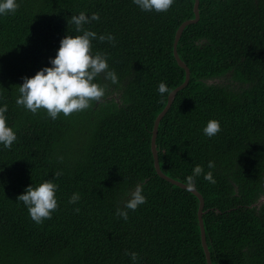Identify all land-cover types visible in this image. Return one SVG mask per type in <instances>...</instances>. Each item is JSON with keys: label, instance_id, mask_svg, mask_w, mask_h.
I'll return each mask as SVG.
<instances>
[{"label": "trees", "instance_id": "trees-1", "mask_svg": "<svg viewBox=\"0 0 264 264\" xmlns=\"http://www.w3.org/2000/svg\"><path fill=\"white\" fill-rule=\"evenodd\" d=\"M18 2L0 16V103L17 133L10 149L0 145V264H133L130 252L137 264H207L198 199L156 174L150 150L169 95L158 85L171 92L185 79L173 41L194 18V0L166 12L141 11L133 0ZM81 11L99 14L86 26L98 36L115 35L114 44L94 39L92 51L107 55L118 81L99 74L105 95L55 120L17 105L23 78L50 66L66 34H79L70 18ZM177 54L189 82L158 126L160 170L183 184L197 164L213 172L215 184L201 175L192 187L204 199L212 264H264V0H199V20L183 30ZM213 118L221 130L208 137ZM45 179L58 185V208L37 224L16 198ZM137 185L146 202L125 220L117 209ZM74 192L81 199L70 204Z\"/></svg>", "mask_w": 264, "mask_h": 264}, {"label": "clouds", "instance_id": "clouds-1", "mask_svg": "<svg viewBox=\"0 0 264 264\" xmlns=\"http://www.w3.org/2000/svg\"><path fill=\"white\" fill-rule=\"evenodd\" d=\"M133 2L141 11L166 12L172 7L175 0H133ZM18 8V0H0V16L14 13ZM99 19L98 13H92L89 16L84 11L71 16L70 22L75 25V31L79 34H66L60 40L55 56L50 58V66L46 65L31 77L23 78L22 84L18 86L17 105L23 106L32 113L43 108L47 111V115L55 120L61 113L68 116L73 112L88 109L92 101L100 100L105 95V87L96 82L98 75L105 73L106 78L113 83L118 81V76L114 69H110L105 53L100 51L93 53L92 41L99 39L114 44L116 37L112 33L98 36L97 32L86 27ZM157 91L161 96L170 93L169 87L163 81L159 83ZM7 111V103H0V145L10 149L17 139V133L7 122ZM220 130V122L213 118L206 122L203 133L208 137H213ZM207 167L208 169L215 168L214 162L209 161ZM61 174L59 171L55 173L56 176ZM201 175L210 183H216L213 172L211 170L205 172L204 166L197 164L192 169V173L186 177L187 186L189 188L194 187L196 178ZM57 189L58 185L54 180L45 179L35 185H28L16 199L26 206L30 218L37 224H41L45 219H50L53 211L58 208ZM80 199V194L74 192L68 203L75 204ZM260 200L264 202L263 198ZM145 202L146 196L143 185H137L134 191L130 193V198L126 201L124 208H118L117 212L123 219L127 220L128 210H136L139 205ZM79 210V208L75 209L77 212ZM126 254L131 256L133 264H137L138 253Z\"/></svg>", "mask_w": 264, "mask_h": 264}, {"label": "water", "instance_id": "water-1", "mask_svg": "<svg viewBox=\"0 0 264 264\" xmlns=\"http://www.w3.org/2000/svg\"><path fill=\"white\" fill-rule=\"evenodd\" d=\"M194 18L191 20H187L185 22H183L177 29L176 33H175V38L173 41V53H174V57L178 63V65L184 69L185 71V79L183 81V83L178 86L177 88H175L174 90H172L167 98V104L165 106V108L162 110V112L156 117L154 124H153V129H152V136L150 139V150L152 152L153 155V160H154V168L158 174V176L164 180H166L167 182L176 185L177 187L187 190L190 193H192L194 196H196V198L198 199L199 202V206H198V210H197V219H198V226H199V231H200V239H201V244H202V248L203 251L205 253L206 256V262L207 264H212L210 261V256L208 253V249H207V245H206V239H205V228H204V223H203V207H204V199L202 198V196L196 191L194 190V188H189L186 184L180 183L178 181L172 180L169 177L165 176L160 168H159V161H158V155H157V149H156V137H157V133H158V126L159 123L161 121V119L164 117V115L167 113V111L169 110L170 106L173 103V100L177 94L178 91H180L181 89L185 88L188 85L189 82V69L187 68V66L180 60V58L178 57L177 54V44L178 41L183 33V30L191 25V24H195L198 22L199 20V0H194Z\"/></svg>", "mask_w": 264, "mask_h": 264}, {"label": "rangeland", "instance_id": "rangeland-1", "mask_svg": "<svg viewBox=\"0 0 264 264\" xmlns=\"http://www.w3.org/2000/svg\"><path fill=\"white\" fill-rule=\"evenodd\" d=\"M217 81H219V82H222V81H223V79H219V80H217Z\"/></svg>", "mask_w": 264, "mask_h": 264}, {"label": "bare ground", "instance_id": "bare-ground-1", "mask_svg": "<svg viewBox=\"0 0 264 264\" xmlns=\"http://www.w3.org/2000/svg\"><path fill=\"white\" fill-rule=\"evenodd\" d=\"M166 104H167V103H166ZM170 107H171V106H170ZM164 108H165V107H164ZM164 108H163V109H164ZM161 112H162V111H161ZM161 112H160V113H161ZM160 113H159V114H160ZM159 114H158V115H159Z\"/></svg>", "mask_w": 264, "mask_h": 264}]
</instances>
